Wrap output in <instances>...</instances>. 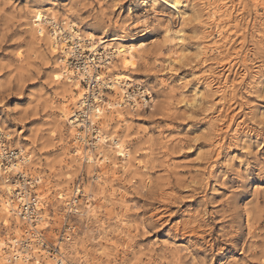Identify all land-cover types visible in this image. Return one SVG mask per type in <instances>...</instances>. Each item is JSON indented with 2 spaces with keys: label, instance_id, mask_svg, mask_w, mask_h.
I'll list each match as a JSON object with an SVG mask.
<instances>
[{
  "label": "clouds",
  "instance_id": "clouds-1",
  "mask_svg": "<svg viewBox=\"0 0 264 264\" xmlns=\"http://www.w3.org/2000/svg\"><path fill=\"white\" fill-rule=\"evenodd\" d=\"M126 2L0 0V264H17L9 235L58 243L69 203L105 194L90 264H264V214L244 195L264 197V0ZM198 139L200 164L172 159Z\"/></svg>",
  "mask_w": 264,
  "mask_h": 264
},
{
  "label": "rangeland",
  "instance_id": "rangeland-1",
  "mask_svg": "<svg viewBox=\"0 0 264 264\" xmlns=\"http://www.w3.org/2000/svg\"><path fill=\"white\" fill-rule=\"evenodd\" d=\"M18 2L19 4L23 5L25 0H18ZM65 2H67V0H61V3H65ZM122 8L124 9L125 15L127 14L129 9H131L135 14H139L145 10L143 6V0H127V2L124 5H122ZM157 10L164 11V12L171 11L168 8V6L164 5L163 3H161L158 6ZM188 34H190V30L185 29L183 31V35H188ZM0 55H3V54L0 53ZM178 59L180 58L178 57ZM224 66L226 67L227 65H224ZM5 76H7V73H5L4 75H0V81H4ZM228 78L231 79V77H228ZM13 87L15 88L16 85L13 84ZM33 87L34 85L32 84L27 85L24 89L25 93H27L29 88H33ZM27 99H28L27 96H24L23 98L12 96L9 98L8 104L10 105L24 104L26 103ZM242 118H243V114L241 112H237L235 115L232 116V121L229 124V127L225 129L223 133H218V134L227 137L231 131L236 129V124L238 120ZM189 123H192V122H189ZM199 126L204 127L203 125H199ZM10 127H14V125H10ZM225 143H227V139H225ZM202 147H206L205 141L204 139H198L189 150L181 153L179 156H173L172 159L174 161L180 162V161H184L187 158V161L189 163L195 162L196 164H200L201 163V160H200L201 151L200 150L202 149ZM223 156H224V152L223 150H221L217 155V160L219 161L220 159L223 158ZM257 169H258V166H257ZM164 171H166V169L158 168L157 170L153 171L152 176L155 177L157 176L158 172L162 174ZM181 190L186 191V189H178V191H181ZM160 191L166 192V191H170V189L161 188ZM260 191H262V189H256L253 192L244 193V195L248 196L249 202L254 204L252 211L258 216L261 214H264V203H261L264 197H261L259 195ZM75 198L77 199V201H79L80 199V197H75ZM161 206L163 207L164 205H161ZM75 209H76V212L70 211L67 213V216L65 217L66 226L57 230L61 236V239L58 241V243H50L49 241L42 239L43 242L41 245L43 246V248H45L47 252H44L42 250L35 251L38 253H34V255L37 256L38 258L30 259L28 261V264H52L53 260L50 255H53V256L55 255V257H58V258L62 255L61 257L64 259L65 264L66 262L67 264H73V260L78 261L79 264H90L91 261L95 259H102L105 256L106 253L104 249L97 248V250L94 252H86V249L91 247V245L88 244V241L90 239L99 238L100 233H97L96 231H94L97 222H99L100 228L104 229V231H107V227L110 226L107 218L111 216V204L107 202L106 194L104 196H101L99 200L91 201L90 205L86 208L83 205L76 203L74 210ZM81 211H83L85 214H90L89 218L92 220V224L89 225V228L87 230L85 229V225L88 223V220L80 219ZM73 229H78V230L73 231ZM44 231H47V229H45ZM86 231H89L90 234L86 235L85 234ZM65 235H70L73 238L69 242L72 245V247L76 250L75 253L73 254V259H69V257L66 256L64 252L61 251V248L63 247V237ZM160 235H162V233H156L154 235L145 237V240L151 239V240H154L156 243H169L168 240H163V241L157 240L156 237ZM11 239H15L16 242H18V245H16L17 247H21L22 241H24L26 238L17 237L14 234L9 235L8 239L3 242V246L7 251H10V248L8 247L9 245L8 242ZM34 240L36 239L33 238L30 241L33 243ZM34 244L36 245V243ZM34 244L33 246H35ZM38 245L37 247L39 248Z\"/></svg>",
  "mask_w": 264,
  "mask_h": 264
},
{
  "label": "bare ground",
  "instance_id": "bare-ground-1",
  "mask_svg": "<svg viewBox=\"0 0 264 264\" xmlns=\"http://www.w3.org/2000/svg\"><path fill=\"white\" fill-rule=\"evenodd\" d=\"M149 3H151V0H149ZM72 119H76L75 117H72ZM19 191V190H18ZM75 201H77V199L75 198L74 199ZM76 206V202H73V203H69L68 207L69 209H71L72 212H76V209L74 210ZM31 205H24L23 208L21 209L20 211V219H24L25 217L27 216H31L30 214H33V210H32V213H30V210H31ZM33 227L35 228L36 225L33 224ZM35 238L36 240V245L34 243H32L30 241V239H25L24 241H22V244H21V247H17L16 245H18V242H16L15 239H11L9 240L8 242V247L10 248V251L15 249V251L18 253V256L16 257L17 259V264H20L21 261L24 262V264H28V261L30 259H36L38 258L37 256L34 255V253H38V252H35V251H44V252H47L45 250V248H43V246L41 245L42 244V238H36V237H33ZM33 244L35 246H33ZM39 244V245H38ZM37 245L39 246V248L37 247ZM39 250H38V249ZM59 251V250H58ZM49 252V251H48ZM52 260L55 262V264H65L64 262V259L60 256L59 258L58 257H55V255H50Z\"/></svg>",
  "mask_w": 264,
  "mask_h": 264
},
{
  "label": "built area",
  "instance_id": "built-area-1",
  "mask_svg": "<svg viewBox=\"0 0 264 264\" xmlns=\"http://www.w3.org/2000/svg\"><path fill=\"white\" fill-rule=\"evenodd\" d=\"M31 208H32V209L30 210V213H32V210H33V206H32V205H31ZM30 215H32V214H30Z\"/></svg>",
  "mask_w": 264,
  "mask_h": 264
},
{
  "label": "snow or ice",
  "instance_id": "snow-or-ice-1",
  "mask_svg": "<svg viewBox=\"0 0 264 264\" xmlns=\"http://www.w3.org/2000/svg\"><path fill=\"white\" fill-rule=\"evenodd\" d=\"M177 62H179V61H177Z\"/></svg>",
  "mask_w": 264,
  "mask_h": 264
}]
</instances>
